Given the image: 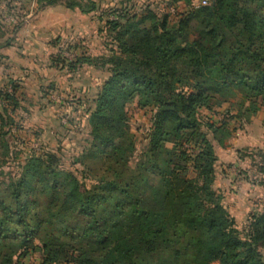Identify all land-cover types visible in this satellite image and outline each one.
<instances>
[{
    "label": "trees",
    "instance_id": "trees-1",
    "mask_svg": "<svg viewBox=\"0 0 264 264\" xmlns=\"http://www.w3.org/2000/svg\"><path fill=\"white\" fill-rule=\"evenodd\" d=\"M37 1L60 2L82 14L101 8L93 0ZM178 1L191 0L171 3ZM116 8L114 20L103 12L109 43L100 62L108 77L92 100L94 108L85 110L88 139L71 156L80 169L66 168L59 148L25 158L24 164L11 161L8 177L0 180V264H11L4 244L11 236L20 239L21 254L28 253L25 246L35 234L27 224L32 212L34 227L52 225L55 235L37 249L42 264H264V209L249 213L238 229L213 190L219 168L215 143L223 144V127L197 117L229 88L248 91L251 99L264 95V0H210L175 23L148 4ZM205 40L223 56L213 60ZM80 60L91 64L81 57L60 68L74 73ZM17 87L12 79L0 86V131L12 123L5 104L17 106ZM131 93L147 100L150 127L138 156L140 180L127 183L133 138L121 106ZM184 146L194 151L193 159ZM8 148L4 144V158ZM246 158L264 180V154L247 150L241 156ZM145 173L158 179L157 186L148 187ZM143 189L146 197L137 194ZM115 197H123L120 214L128 213L127 231L116 238L110 228ZM144 198L147 204L140 207Z\"/></svg>",
    "mask_w": 264,
    "mask_h": 264
},
{
    "label": "rangeland",
    "instance_id": "rangeland-1",
    "mask_svg": "<svg viewBox=\"0 0 264 264\" xmlns=\"http://www.w3.org/2000/svg\"><path fill=\"white\" fill-rule=\"evenodd\" d=\"M93 1L101 8L82 14L60 2L42 6L37 0H0V86L11 79L18 85L14 91L17 106L5 104L12 123L6 121L7 126L0 131H9L6 137L0 136V180L8 177L11 161L24 164L25 158L59 148L62 149L65 167L80 169L71 156L80 153L84 141L88 139L89 115L85 116V110L94 108L92 100L108 77L106 68L100 62L101 57L108 54L106 47L109 43L104 9H107V20H114L111 12L121 4H148L168 13L175 23L183 13L210 3V0H191L189 5L184 1L171 3V0ZM231 1L228 0V4ZM190 38L198 39L197 36ZM205 43L213 60L223 56V53L213 51L207 40ZM81 57L88 58L91 64L80 60L83 65L74 73L60 68L62 63L67 65ZM8 91L12 92L10 88ZM217 98L218 101L213 99L210 102L211 111L199 109L197 117L223 127L218 135L223 144L215 143L219 168L213 190L222 197L241 230L249 213L264 209V180L258 169L252 166L250 158L241 159L247 150L264 154V132L261 133L264 128V95L251 99L250 92L229 88L220 92ZM146 103L144 97L131 93L129 100L123 101L121 106L123 119L133 138V157L125 172L127 183L140 180L137 177L138 156L146 147L145 137L150 127V107ZM257 140L261 148L251 146ZM4 144L9 145L7 158L3 157L6 153ZM184 149L193 159L194 151L187 146ZM186 167V177H193L192 164L188 162ZM157 180L149 173L144 174L143 181L148 183V187L157 186ZM144 192L147 190H140L137 194L143 196ZM121 199L123 197H115L111 201L113 210L122 208ZM146 200H142L140 207L145 206ZM102 204L108 206L109 202ZM127 214H120L119 210L114 213V223L110 228L115 238L127 231L128 225L123 221ZM32 215L33 212L27 217V224L35 234L25 246L27 254H21L19 238L11 236L4 242L11 252V264H42V255L37 249L43 243L53 242L52 225L35 228ZM58 242L68 247L64 240L58 239Z\"/></svg>",
    "mask_w": 264,
    "mask_h": 264
},
{
    "label": "crops",
    "instance_id": "crops-1",
    "mask_svg": "<svg viewBox=\"0 0 264 264\" xmlns=\"http://www.w3.org/2000/svg\"><path fill=\"white\" fill-rule=\"evenodd\" d=\"M262 131H261V133H263L264 132V128L263 129H261ZM256 143V144H255ZM255 143H253V145H251V146H253V147H256V148H261L260 146L261 145H259L260 143H259V141L257 140V141H255ZM262 144H263V142H262Z\"/></svg>",
    "mask_w": 264,
    "mask_h": 264
},
{
    "label": "built area",
    "instance_id": "built-area-1",
    "mask_svg": "<svg viewBox=\"0 0 264 264\" xmlns=\"http://www.w3.org/2000/svg\"><path fill=\"white\" fill-rule=\"evenodd\" d=\"M203 4H205V3H203ZM201 6V5H200ZM202 6H204V5H202ZM199 6H197V7H194V8H198Z\"/></svg>",
    "mask_w": 264,
    "mask_h": 264
}]
</instances>
